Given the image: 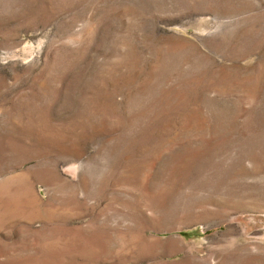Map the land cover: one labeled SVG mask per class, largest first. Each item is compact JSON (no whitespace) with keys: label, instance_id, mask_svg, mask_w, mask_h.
<instances>
[{"label":"rangeland","instance_id":"obj_1","mask_svg":"<svg viewBox=\"0 0 264 264\" xmlns=\"http://www.w3.org/2000/svg\"><path fill=\"white\" fill-rule=\"evenodd\" d=\"M0 264H264V0H0Z\"/></svg>","mask_w":264,"mask_h":264}]
</instances>
